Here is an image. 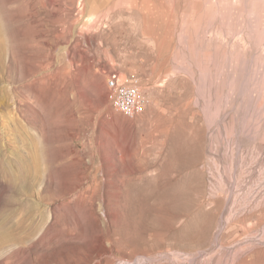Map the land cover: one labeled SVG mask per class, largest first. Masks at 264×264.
<instances>
[{
  "label": "rangeland",
  "instance_id": "rangeland-1",
  "mask_svg": "<svg viewBox=\"0 0 264 264\" xmlns=\"http://www.w3.org/2000/svg\"><path fill=\"white\" fill-rule=\"evenodd\" d=\"M27 211L0 264H264V0H0V221Z\"/></svg>",
  "mask_w": 264,
  "mask_h": 264
},
{
  "label": "bare ground",
  "instance_id": "bare-ground-1",
  "mask_svg": "<svg viewBox=\"0 0 264 264\" xmlns=\"http://www.w3.org/2000/svg\"><path fill=\"white\" fill-rule=\"evenodd\" d=\"M171 117V116H170ZM171 122V121H170ZM171 124V123H170ZM172 128V127H171ZM167 130V129H166ZM170 133V132H169ZM175 139V137H174ZM173 139V144L174 146L175 145H182L183 144V141L180 142V143H177V141H175ZM175 141V142H174ZM38 147V146H37ZM41 157V156H40ZM175 159V156H173L172 160ZM38 160V159H37ZM40 160V159H39ZM93 160V159H92ZM18 165V164H17ZM43 165V164H42ZM41 165V163L39 162H30L29 164V168L27 169H24V167L22 165L23 168H21L19 171L21 172V175L23 178H30L32 177L33 175H37L39 176V178L41 179L42 176L44 175V171L46 172V169L44 170L43 166ZM95 165V164H94ZM31 170H35V171H32ZM19 172V173H20ZM35 172H38L35 173ZM13 178V177H12ZM23 178H21L22 180H24ZM175 177L169 179V185H174L176 184L177 180L174 179ZM14 183V182H13ZM168 185V186H169ZM225 186H228V185H225ZM211 191L212 193L211 194H215L217 195V197L220 195L219 191L216 190V189H213L211 188ZM224 191V194H225V201H228L229 202V199H231V195H232V191L226 187H224L223 189ZM214 195V196H215ZM183 197H185V195L180 191V188L175 190L173 189L172 191H170L168 188L166 189V192L164 193V200H165V204L166 206L172 210L173 212L174 211H177L176 209H178L179 211H177L179 214L181 212L180 210V206L183 204ZM217 197H216V200H217ZM21 199V198H20ZM16 200V199H15ZM222 199H218L217 202L220 203L218 204V208L220 209L222 207L223 204H221V201ZM18 200H16V203ZM221 201V202H220ZM13 199H10V203H13ZM23 202V201H22ZM21 203V202H20ZM24 203V204H23ZM22 205H26L25 202H23ZM216 208V207H215ZM215 208H213L212 210H215ZM191 212V210H190ZM195 212V211H194ZM193 213V211L191 212ZM5 214V213H4ZM13 214V213H12ZM8 216L5 218H3L1 221H0V255H3L7 250L8 248L10 247L11 243L12 242V239H14V241H21L23 240L24 236L22 235L23 232H25V230L27 228L30 227V223L28 222V219L29 218H32L31 217V213L29 211H27L20 219L18 220H14L15 216L13 215L12 216ZM3 215V214H2ZM196 215V214H195ZM174 217V214L172 215ZM182 216V215H181ZM14 217V218H13ZM186 217L189 218V220L187 221V223L185 224V227L187 231H182V235L185 239L187 240H191L193 241L196 237H198V232L193 230V227H191L192 225V219L188 216V213L186 214ZM179 218H180V215H179ZM177 219H178V216H177ZM32 221V220H31ZM34 221V220H33ZM34 227V225H33ZM32 227V228H33ZM31 228V229H32ZM35 228V227H34ZM28 235V234H27ZM11 241V242H10ZM16 243V242H15ZM12 247V246H11ZM10 249V248H9Z\"/></svg>",
  "mask_w": 264,
  "mask_h": 264
},
{
  "label": "built area",
  "instance_id": "built-area-1",
  "mask_svg": "<svg viewBox=\"0 0 264 264\" xmlns=\"http://www.w3.org/2000/svg\"><path fill=\"white\" fill-rule=\"evenodd\" d=\"M107 95L113 107L128 117L140 115L149 103L134 73L111 72L107 77Z\"/></svg>",
  "mask_w": 264,
  "mask_h": 264
}]
</instances>
